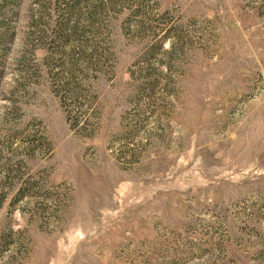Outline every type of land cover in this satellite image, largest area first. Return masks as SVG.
<instances>
[{"label": "rangeland", "instance_id": "rangeland-1", "mask_svg": "<svg viewBox=\"0 0 264 264\" xmlns=\"http://www.w3.org/2000/svg\"><path fill=\"white\" fill-rule=\"evenodd\" d=\"M0 264H264V0H0Z\"/></svg>", "mask_w": 264, "mask_h": 264}, {"label": "trees", "instance_id": "trees-1", "mask_svg": "<svg viewBox=\"0 0 264 264\" xmlns=\"http://www.w3.org/2000/svg\"><path fill=\"white\" fill-rule=\"evenodd\" d=\"M67 3H68V2H67ZM68 4L70 5V2H69ZM72 6H74V4H73ZM72 6H71V7H72Z\"/></svg>", "mask_w": 264, "mask_h": 264}]
</instances>
